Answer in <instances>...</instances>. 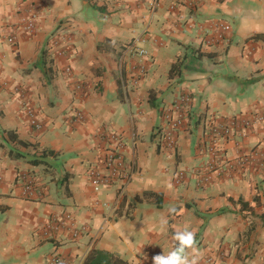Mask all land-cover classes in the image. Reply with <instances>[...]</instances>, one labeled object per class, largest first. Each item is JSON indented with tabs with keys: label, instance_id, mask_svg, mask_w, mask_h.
Segmentation results:
<instances>
[{
	"label": "crops",
	"instance_id": "0c3cea01",
	"mask_svg": "<svg viewBox=\"0 0 264 264\" xmlns=\"http://www.w3.org/2000/svg\"><path fill=\"white\" fill-rule=\"evenodd\" d=\"M8 2L0 0V264H45L52 253L82 264L92 250L153 264L185 228L195 233L187 253L197 264H264V166L256 160L264 156V0H90L107 5L103 23L77 17L68 1L44 0L33 34ZM215 18L231 24L232 36L206 48L202 30ZM56 31L70 43L51 48ZM132 42L147 56L129 51ZM178 59L181 72L169 78ZM184 93L185 120L169 153L154 132L167 129L163 109ZM213 127L230 128L214 146ZM111 132L132 176L123 190H96L89 168ZM26 183L33 191L23 195ZM144 192L160 194L161 207L155 197L132 203ZM254 196L249 211L237 204Z\"/></svg>",
	"mask_w": 264,
	"mask_h": 264
},
{
	"label": "built area",
	"instance_id": "2783aa9c",
	"mask_svg": "<svg viewBox=\"0 0 264 264\" xmlns=\"http://www.w3.org/2000/svg\"><path fill=\"white\" fill-rule=\"evenodd\" d=\"M23 1V0H21ZM27 18V19H26ZM28 20V22H25ZM20 22L24 24V30L27 33H33V18L30 19L29 16L24 15ZM232 36V26L229 22L222 18H215L209 20L208 24L202 30L201 44L206 47H214L221 43H226L230 40ZM9 36V41L12 39ZM15 38V37H14ZM129 51L136 53L139 57H146L147 51L143 48H140L136 45V43L132 42L129 47ZM75 89L81 95H85L84 87L82 84L77 83L75 85ZM189 97L187 94H182L179 98V102L177 105L173 107V109H163L164 115L163 118L166 122L167 131H163L161 135V140L166 143V145L170 149L175 148L176 144V131L178 128L182 127L185 120V102H188ZM75 117H81L80 113H74ZM242 121L245 128L251 126V123L247 119H240ZM258 121L264 124V113L258 117ZM31 124L35 125L38 129H41L40 125L37 124L34 120L31 121ZM235 125V123H234ZM230 132L229 127H213L212 129V140L210 143L212 146L215 145V138L222 137L225 134ZM109 138V146L105 149L100 162L97 166L93 168H89L88 176L90 178V182L94 186L96 190L99 188H108L113 183H119V189H125L129 180L132 176V166L128 164L123 155V142L121 136L116 132H111L108 134ZM210 145V152L214 154L216 149ZM256 160H259L264 166V156L259 155ZM176 182H179L183 179L182 172H177L175 175ZM207 177H203L201 179L202 183H207ZM32 185L30 183H26L22 186V194L28 195L32 193ZM62 258L56 254L52 253L46 258L45 264H63Z\"/></svg>",
	"mask_w": 264,
	"mask_h": 264
},
{
	"label": "rangeland",
	"instance_id": "374dc122",
	"mask_svg": "<svg viewBox=\"0 0 264 264\" xmlns=\"http://www.w3.org/2000/svg\"><path fill=\"white\" fill-rule=\"evenodd\" d=\"M68 1L67 6L71 7V11L74 12V14L77 17H81L83 18V20H86L87 18H85L88 14L89 17H94L96 20H100L101 23L105 22L108 20L109 16H110V11L107 10V5H103L101 7L98 6H92L90 4V0H88L87 4H83L81 2V0H65ZM7 5H9V7L13 8V11L15 10L16 13L18 14H22L21 19L24 17V15H27L30 17V19L33 18V33H35L36 31V27L38 24V20H39V16L41 14V11L43 10V6H44V0H34V1H30V0H12V2H8ZM27 19V18H26ZM25 22H28V20H26ZM65 21H60L59 24H64ZM30 33V34H33ZM10 38L12 39L11 41H9L11 44H14L16 42V38L15 34L13 33V31L10 33ZM9 40V37H8ZM50 45L51 48L53 47H64L67 43H70V37L67 31H61V32H54L53 34H51L48 37V41H47ZM133 54H135L137 57H139L136 53L132 52ZM140 58V57H139ZM65 74L69 75L70 72L68 70H66L65 68ZM163 131H167L166 128H156L155 129V137L157 139V144L158 147H161L162 149L168 151L169 153L175 151L176 148V144H175V148L174 149H170L166 143H164L163 140H161V135L163 133ZM264 168H261V170H263ZM173 173H177L176 171Z\"/></svg>",
	"mask_w": 264,
	"mask_h": 264
},
{
	"label": "trees",
	"instance_id": "16d2710c",
	"mask_svg": "<svg viewBox=\"0 0 264 264\" xmlns=\"http://www.w3.org/2000/svg\"><path fill=\"white\" fill-rule=\"evenodd\" d=\"M261 35H255L254 38H260ZM183 60L178 59L176 63L172 64L168 71V77L174 78L175 76L179 75L181 72ZM154 104L152 103L151 106ZM16 142L23 146H27L28 144L22 141H19L17 138L15 139ZM44 155H52L53 151L51 150H43ZM33 164H39V160L32 161ZM67 176V175H65ZM148 197H155L156 204L158 207H161V195L155 194L153 192H144L141 196H135L133 198L132 203L135 202H142L144 199H147ZM237 204L241 205L243 207L244 211H249L252 209L253 206L259 204V199L257 196H254L252 202H246L242 201L241 199H238ZM82 264H123L122 261L118 258H116L113 254L101 251V250H92L87 257L84 259Z\"/></svg>",
	"mask_w": 264,
	"mask_h": 264
},
{
	"label": "clouds",
	"instance_id": "9594fccd",
	"mask_svg": "<svg viewBox=\"0 0 264 264\" xmlns=\"http://www.w3.org/2000/svg\"><path fill=\"white\" fill-rule=\"evenodd\" d=\"M170 214H174L176 207L168 209ZM162 223L166 224L167 219L164 218ZM173 239L176 244L167 254H158L153 257V264H197V258H189L187 250L194 248L196 244L195 233L187 228L178 230L174 233Z\"/></svg>",
	"mask_w": 264,
	"mask_h": 264
},
{
	"label": "water",
	"instance_id": "95a60500",
	"mask_svg": "<svg viewBox=\"0 0 264 264\" xmlns=\"http://www.w3.org/2000/svg\"><path fill=\"white\" fill-rule=\"evenodd\" d=\"M81 2H82L83 4H87V3H88V0H81Z\"/></svg>",
	"mask_w": 264,
	"mask_h": 264
}]
</instances>
